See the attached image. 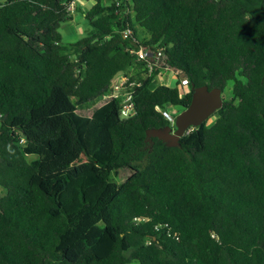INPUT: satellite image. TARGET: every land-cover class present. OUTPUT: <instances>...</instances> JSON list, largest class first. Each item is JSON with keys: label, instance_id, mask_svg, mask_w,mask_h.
<instances>
[{"label": "trees", "instance_id": "1", "mask_svg": "<svg viewBox=\"0 0 264 264\" xmlns=\"http://www.w3.org/2000/svg\"><path fill=\"white\" fill-rule=\"evenodd\" d=\"M71 3L0 2V264H264V0H94L64 43ZM202 85L229 89L211 124L146 138Z\"/></svg>", "mask_w": 264, "mask_h": 264}, {"label": "water", "instance_id": "2", "mask_svg": "<svg viewBox=\"0 0 264 264\" xmlns=\"http://www.w3.org/2000/svg\"><path fill=\"white\" fill-rule=\"evenodd\" d=\"M122 75L117 72L113 80ZM223 103L222 92L219 88L208 89L207 85L193 88L189 105L182 109L176 116L174 125L163 129H149L146 138L155 137L168 147L179 145V139L192 127H198L206 122ZM128 104V102L126 103Z\"/></svg>", "mask_w": 264, "mask_h": 264}, {"label": "rangeland", "instance_id": "3", "mask_svg": "<svg viewBox=\"0 0 264 264\" xmlns=\"http://www.w3.org/2000/svg\"><path fill=\"white\" fill-rule=\"evenodd\" d=\"M4 0H0V2H3ZM86 3V4H83ZM94 4V0H75L74 3H72L69 6V11L72 13V15L77 12V9L79 10H84V9H89L92 7V5ZM72 15H71V19H72ZM78 24L73 26L72 28H70L69 26H66L67 24H63L62 28H60V32L63 36V42L64 43H72L75 42L78 39L77 33L80 34V32H82V23H86V21H83V19H81V15H79L78 18ZM143 30L141 28H138V33L143 34L142 33ZM83 35H81L82 37ZM158 80H156V84L157 83H164L166 85L172 86L174 84L175 81V76L173 73H167L166 71L163 72L160 75V78H157ZM162 79V80H159ZM222 98L223 100H226L229 98V89H226L223 93H222ZM105 102L104 99L99 98L95 101H93L91 104H89L88 106H85L84 108H82L81 110H78V114L82 115V116H90L92 114V112L99 107L100 105H102ZM170 111H177L175 108L170 107L169 108ZM181 111V110H180ZM179 111V112H180ZM178 112V113H179ZM177 115V114H176ZM216 118L215 115L211 116L206 123L209 125L211 124L214 119ZM34 158V157H31ZM130 175V170L129 169H122L119 171V173L117 175L113 176V181L116 184H120L122 183L128 176ZM3 194L2 189H0V195Z\"/></svg>", "mask_w": 264, "mask_h": 264}, {"label": "built area", "instance_id": "4", "mask_svg": "<svg viewBox=\"0 0 264 264\" xmlns=\"http://www.w3.org/2000/svg\"><path fill=\"white\" fill-rule=\"evenodd\" d=\"M129 34L130 32L126 31L123 33V36L127 37V35ZM130 52L136 55L138 60L146 62V65L147 67H149L150 70L153 67H156L158 69V73L156 74V80H158L157 78H160V75L165 71L168 74L173 73L174 75L175 74L177 75L178 73V71H175L171 69L169 66L165 65L164 63L165 55L161 50L154 51L150 48L140 47L137 50H131ZM125 81L126 78L122 76L118 77L117 79H114L112 83V91L110 93L103 95L102 99H104L105 102H107L113 98H116L119 95L120 91L122 90V86L124 85ZM186 83H187L186 80L181 81V85H185ZM160 84H164V83H160ZM123 98H124L123 99L124 103L121 108V116L127 117L132 112V102H131L130 93L125 92L123 94ZM127 102L128 104H126ZM174 112L175 111H170L169 109L163 111L164 117L167 119L169 125L171 126L174 125V121H175ZM20 142H22V140H20Z\"/></svg>", "mask_w": 264, "mask_h": 264}, {"label": "crops", "instance_id": "5", "mask_svg": "<svg viewBox=\"0 0 264 264\" xmlns=\"http://www.w3.org/2000/svg\"><path fill=\"white\" fill-rule=\"evenodd\" d=\"M75 2V0H73V3ZM83 4H86V3H83ZM80 11L81 10H79V9H77V12H75L73 15H72V13L70 12V15H72V19H70L69 21H67V22H65V23H63V24H67L66 26H69L70 28H72L73 26H75V25H77L78 24V18H79V15H81L80 14ZM81 19H83V21H85L84 20V18L82 17V15H81ZM62 24V25H63ZM62 25H61V27L60 28H62ZM82 32H80V34L79 33H77V36H78V39L79 38H82L84 35H85V33H86V31L89 29V26H88V24H87V22L86 23H82ZM61 30V29H60ZM81 35H83L82 37H81ZM77 39V40H78Z\"/></svg>", "mask_w": 264, "mask_h": 264}]
</instances>
